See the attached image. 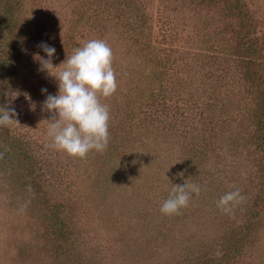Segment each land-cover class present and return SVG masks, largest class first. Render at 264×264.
<instances>
[{"label":"rangeland","instance_id":"rangeland-1","mask_svg":"<svg viewBox=\"0 0 264 264\" xmlns=\"http://www.w3.org/2000/svg\"><path fill=\"white\" fill-rule=\"evenodd\" d=\"M20 1V58L6 90L0 83V106L14 108L17 122L1 126L10 138H0V149L16 160L15 144L29 150L42 190L25 183L26 167L0 159V264H59L46 197L62 205L72 229L73 264H223L229 238L254 221L257 231L230 264H264V152L255 125L264 0H238L242 12L230 8L236 0ZM93 39L111 48L117 87L98 96L109 109L107 147L79 158L51 147L43 101L57 84L33 54L45 57V42L58 66ZM152 72L162 95L136 102ZM183 183L200 192L177 214H162L172 186ZM236 189L243 201L230 214L219 210L217 200Z\"/></svg>","mask_w":264,"mask_h":264},{"label":"clouds","instance_id":"clouds-1","mask_svg":"<svg viewBox=\"0 0 264 264\" xmlns=\"http://www.w3.org/2000/svg\"><path fill=\"white\" fill-rule=\"evenodd\" d=\"M39 47L45 57L33 54L40 65L38 70L46 71L57 84V93L48 94L43 101V108L52 114L48 125L51 147L79 158H84L90 150L102 152L108 144L109 109L100 103L98 96L108 97L117 87L111 48L103 40H89L64 59L57 71L58 66L52 64L55 47L45 42ZM15 116L14 108L0 106V126H7ZM199 192L200 188L194 184L173 185L160 212L177 214L187 206L190 196ZM243 199L239 189L226 192L217 200V208L230 214Z\"/></svg>","mask_w":264,"mask_h":264},{"label":"trees","instance_id":"trees-1","mask_svg":"<svg viewBox=\"0 0 264 264\" xmlns=\"http://www.w3.org/2000/svg\"><path fill=\"white\" fill-rule=\"evenodd\" d=\"M21 7L20 0H0V50L3 52L0 56V71L4 72V76L1 80V85H4L5 90L9 86L10 81L15 75V71L17 70L18 60L20 58V50H21V39H22V30L20 28V21L17 17ZM232 10H236L238 12L243 11V7L238 0L233 2L230 7ZM247 51L250 53H254L252 45L247 46ZM259 78V75H258ZM160 73L157 75L155 72H152L149 76L145 77L144 83L142 85L144 88L142 91V95L134 99L136 102H140L145 98H158L159 95H162L161 91L155 92L154 83L155 80H160ZM133 100V101H134ZM135 102V103H136ZM255 125L258 129V148L264 152V99L260 101L258 106V114L255 116ZM0 138L4 141L9 139L10 136L7 132L3 131L0 126ZM20 144H15L19 159L16 160L14 157V153H10L5 149H0V159L2 161L8 162L12 165V169L17 170L19 167H26L27 172L24 175L25 183L31 186L36 191H41V184L36 180L38 174L37 168V160L35 157L29 153L24 146H19ZM16 151V150H15ZM112 161L111 163H109ZM118 162V160H117ZM116 161L110 157L108 158L106 164H110V166L115 167L117 164ZM8 171V170H7ZM45 192L43 191V194ZM45 197V195H43ZM44 200L46 206L49 207V215L50 219L53 222V226L57 229V233L60 238V249L62 256L59 264H73L72 256L73 254H69V251H72L73 248L71 244H73V233L71 227L68 225L67 218L65 217L64 210L62 209V205H56L49 201V198ZM258 211V210H257ZM252 217L256 218L258 213L252 212ZM255 222V221H254ZM249 223L245 225V234L238 237H230V240H233L227 245L225 248L227 249L226 255L223 256L222 261L223 264H230L231 260L240 256V253L243 251V246L245 240L251 238V234H254L258 228V222ZM236 239V240H235ZM247 242V241H246ZM71 262V263H70ZM207 261L204 262L206 264Z\"/></svg>","mask_w":264,"mask_h":264}]
</instances>
